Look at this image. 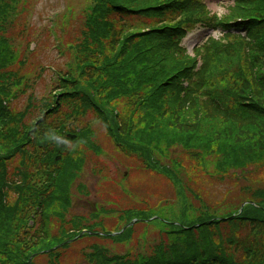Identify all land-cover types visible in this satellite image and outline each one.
<instances>
[{"label": "trees", "instance_id": "trees-1", "mask_svg": "<svg viewBox=\"0 0 264 264\" xmlns=\"http://www.w3.org/2000/svg\"><path fill=\"white\" fill-rule=\"evenodd\" d=\"M21 1L0 0V264H72L66 254L83 236L72 242L62 237L85 227L65 214L72 210L70 196L79 187L87 151L101 149L88 122L94 119L125 158L164 174L184 195L200 198L183 181L221 183L229 177L234 189L224 197L234 194L231 199L239 201L217 216L213 202L193 199L187 204L195 219L187 229L166 217L153 221L163 235L150 250L120 254L94 243L80 253L82 259L264 264V0H235L221 21L202 0H93L82 25L68 30L69 41L78 39L75 61L49 97L33 96L34 81L27 82V71L18 65L25 61L23 53L13 49L26 32L19 27ZM196 26L223 30L219 40L198 50L200 67L182 45ZM30 90L22 113L16 99ZM84 117L89 120L83 122ZM70 132L78 134L75 145L89 147L57 161L54 135ZM177 149L182 159L165 163L164 156ZM251 201L256 204L239 212ZM145 212L125 208L119 218L127 224ZM98 223L86 228L96 230ZM133 231L132 226L120 236H96L120 242ZM61 242L65 245L51 251Z\"/></svg>", "mask_w": 264, "mask_h": 264}, {"label": "rangeland", "instance_id": "rangeland-1", "mask_svg": "<svg viewBox=\"0 0 264 264\" xmlns=\"http://www.w3.org/2000/svg\"><path fill=\"white\" fill-rule=\"evenodd\" d=\"M205 1L208 8H211L213 12L219 14H228L229 8L234 2V0ZM22 2L21 11L28 10V12L23 14L22 21L20 22L21 26L19 27L24 30L23 22L25 16L33 13L31 15L33 27L31 32L35 34L38 31V36L35 35L36 39H33L34 43H36L34 44L35 51L31 55L28 54V58L26 59L28 66H26L27 72L25 75L28 76V79L34 80L35 82H40L39 79L43 76L42 81L45 83H39L36 91L42 94L48 93L49 89L56 82L55 79L58 72L65 70L66 63L64 62L67 59L71 60L73 52L70 51L69 44L64 37H61V41L66 46L64 48L65 55L57 49L49 48L51 41H49L50 45L48 44L46 48L43 47L44 42L43 40L40 41L41 35L46 33V27L49 28L51 33L57 30L58 27L68 28L69 25L67 22L71 18L73 20L71 24L74 27H79L77 22L80 17L79 13L83 9L85 11L91 2L90 0H24ZM68 7L69 10L67 11ZM60 13H64L65 16L62 18L63 15L61 16ZM27 34L31 38L29 31L24 32V34L21 31L12 43L16 53L22 52V55H24L23 51L29 47L30 39L27 38ZM211 35L218 36L212 30L197 28L192 30L183 42L190 53L194 47L205 42ZM43 66H46V71L43 70ZM27 82L30 81L27 80ZM25 97L27 95H24L23 99ZM87 120H89V117L83 118V122ZM88 122L91 123L93 129V143L99 145L101 149L95 147V152L88 150V155L84 160L83 166H79L80 174L77 183L80 188H72L73 193L70 196L73 200L72 210L71 212H67L65 217L69 220L75 218V222L78 221L83 227H86L88 224L92 225L102 222L105 228L110 230L117 229L120 226L121 220L119 215L125 208L143 209L146 212L142 213L141 216L134 217L136 223L133 225L134 231L132 237L129 236V238L123 239L120 242L114 241L111 238L99 239L96 237H88L80 241L70 253L66 254L70 257L68 263L77 264L79 262L81 264H93V261H83L84 259L80 255V253H83L93 243H102L110 252L120 254L126 249L131 250L135 254L148 249L150 250L154 246V243L159 241L163 235L162 229L153 221L163 219L164 217L175 221L178 227L187 229L189 227L187 224L195 219V214L192 213L194 211L193 207L187 204V202L195 199L192 192L193 199L189 195H184L183 190H180L181 188H176L172 185L164 174H160L157 171L149 172L139 168L137 164L139 162L138 159L134 157L125 158L116 149V145L101 122L96 119L89 120ZM70 145L73 144L70 143ZM84 147L89 146L84 145L80 149L82 150ZM175 152L174 155L171 154L169 157L164 156L165 163L173 164V158L179 157L182 159V152H178V149ZM239 176L242 177V175ZM229 182H231L229 177H225L224 182L221 183L218 181L213 182L212 179H208L207 181L201 179L195 183L183 181L184 184L190 185L200 195V200L203 201L205 199L208 202H213L211 205L217 210V212L215 210L218 214L217 216L228 211L229 206L236 205V202L239 201L231 199L234 194H232L230 199L224 197V193L228 189H234L229 185ZM199 199H195L197 200L195 204L199 203ZM158 206H162L163 208L155 211L153 208ZM171 211L176 213L175 218L170 215ZM146 213H154L155 215L145 216ZM142 216L148 219L142 218ZM123 227H125V224H122L120 228L122 229ZM128 228L126 226L123 233ZM89 250H92V248L89 247Z\"/></svg>", "mask_w": 264, "mask_h": 264}]
</instances>
